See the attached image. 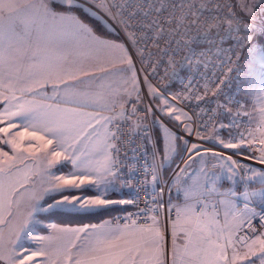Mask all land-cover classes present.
Instances as JSON below:
<instances>
[{
	"label": "snow or ice",
	"instance_id": "1",
	"mask_svg": "<svg viewBox=\"0 0 264 264\" xmlns=\"http://www.w3.org/2000/svg\"><path fill=\"white\" fill-rule=\"evenodd\" d=\"M211 3L212 0H126V5L121 6L122 11L117 17L112 8L106 5V0H97L100 9L121 26L125 39L118 42L98 34L76 14L80 7L77 0H62L60 3H57V0H30L23 6L18 0H0V109H2L0 124L7 121L5 127H0V133L4 136L0 143L10 147L12 152L17 154L33 149L47 153L49 146L55 141V147L50 151L52 158L48 160L49 168L71 166L67 174L55 176L51 173L54 182L32 198L35 203L31 205L28 219L19 225L13 248L7 247L0 232V261H7V264L17 262L35 264L36 257L43 254V249L28 251L23 249L20 243L21 239L27 238L28 232L32 231V226L41 223L33 213L53 209L89 212L110 205H134L138 211L128 213L127 219L131 221L130 224H125L117 232L97 235L94 241L86 245L77 247L75 243H70L68 247L57 249L56 258L62 260V264H169L168 253L163 243L165 235L158 221L159 212L150 217L151 224L146 220L138 224L137 219L141 214L152 211L148 208L147 201L144 208H139L138 195L133 199L107 198L109 189L118 181L121 182L122 188L133 187L130 182L137 169L130 168L125 179L121 175L122 167L128 165L119 158V153L122 145L134 143V134L142 127V119L136 115L137 109L134 104L125 100V104H132L130 111L122 104L120 111L117 112L114 105L113 116L92 117L97 124L103 119L105 125L113 124L117 129L115 132L109 130L103 144L96 147L97 152L103 153L102 162L93 166L87 159V153L76 147L81 142L79 138L83 132V128L79 127L81 123L95 131L91 120L84 122L80 118L90 115L83 113L81 109L96 102L93 94L79 87L85 83L81 77L89 76V73L85 71L77 57L94 58L100 65L99 70L107 75L132 73L125 83L130 85L131 92H136L139 98L135 61L139 59L144 62L147 59L151 66V57L155 55L149 49V45H152L161 56V60L156 62L157 66L163 62V57H168V66L173 69L172 76H175V67L178 63L175 56L179 54L181 48L188 46L186 38L194 41L203 35L208 39L214 29L219 30L222 27L224 20L208 8ZM243 7L246 9L247 5ZM224 19L227 20L226 31L229 33L239 32L241 27L251 31V26L241 25L234 13ZM192 32H196V37L189 36ZM253 39L254 37L248 34L237 36L236 39L239 47L249 48V66L243 77L239 76L241 70L238 65L228 67V73H237L236 78L240 80L236 95L228 96L223 93L220 85L225 81L216 77L214 72L210 76L209 72L205 71L202 75V79L205 80L203 95L199 94L198 88L195 92L192 91V81L189 80L186 85L187 92L183 96L178 94L175 98L205 100L208 103L205 98L209 92L217 98L223 95L224 100L220 102L217 99L216 107L201 109V113L207 115V120L199 127L206 131L218 124L220 129H231L237 126L238 121L246 123L249 127H246L244 132L233 135L230 131L229 139H219L218 143L223 149H241L245 145L258 142L261 146L258 149L261 153L259 162L264 164V39L260 41L259 47L253 45ZM162 44L165 47H161ZM29 52L33 61L32 66L21 74L22 62L29 56ZM205 56L206 53H201L197 62L198 66L208 69L209 64L204 59ZM228 63L235 64L230 57ZM105 64L109 65L110 69L104 67ZM49 83L52 84L54 93L52 97H48L46 92L42 91ZM144 83L148 85L150 95L160 98L159 90L151 85L147 77ZM209 85H213L215 90ZM61 92L65 93V96H61ZM131 92L128 93L129 96ZM37 97L41 99L38 100ZM48 99L57 101L56 105L43 102ZM163 99L164 106L160 107L159 111L164 113L167 110L168 115L176 121H180L183 116L185 121H188L184 129L191 134L192 117L182 109L172 106L166 97ZM60 103H71L75 107L62 108L59 106ZM147 112H152V109L149 108ZM197 116L200 117V113H197ZM133 117H136L134 125L128 123ZM146 118L147 113L144 119ZM122 124L130 128L127 141L122 139L123 133L120 132ZM253 124L255 127H252ZM13 129L17 130L13 132ZM74 132L76 135H73ZM199 138L214 139L203 136ZM179 139H181L179 136L170 134L165 149V160L168 159V154L176 152L178 147L176 141ZM25 141H36L39 148L31 143L25 148L23 146ZM187 143L188 141H184L185 145ZM136 150L135 147L131 149L133 153ZM186 151L188 158L185 161V168L180 172L186 173L195 163H199L201 167L182 181L183 202L182 205L175 206L176 217L171 221L173 242L171 264H238V262L256 264L257 259L260 264H264V239L257 237L252 244H248L244 236L237 235L244 223L242 214L254 211L249 208V203L254 198H259L264 203V187L252 189L254 177H258L261 185H264V171L254 172L252 177L246 179L239 175L245 166L233 160L231 155L224 156L219 152L201 148L197 144H193L191 149ZM209 153L210 158L206 160L205 157ZM0 156L7 158L0 161L7 165V168H0V224L8 223L12 227L10 221L5 220V213L11 217L13 203L18 206L19 201L11 199L16 190L11 185L9 177L15 161L20 157L9 156L3 149H0ZM132 163L135 164L134 156ZM149 167L152 181L159 183L163 163L157 165L154 160ZM228 181L232 183L228 184ZM85 187L95 188L97 195L83 197L65 194ZM57 195L62 198L54 199ZM46 196L53 199V202L44 208L39 201ZM149 199L153 200V197L149 196ZM153 203L156 201L153 200ZM239 203L243 204L242 209L238 207ZM221 207L225 209L223 224L220 218ZM261 218L264 219V214ZM248 223L251 224V220H248ZM50 227L55 229L56 225ZM90 227L97 228L96 225ZM12 230L16 231L15 228ZM60 231L73 233L76 239L80 238V233H84L86 238L92 234L88 228ZM177 238L183 241L182 245L177 246ZM234 238L235 242L241 245L240 248L235 246ZM35 239L42 241L46 238L36 236ZM257 244L258 248L255 247ZM73 248H76L75 252L72 251ZM244 248L247 250L243 251ZM229 249L232 250L231 255ZM49 260L51 261V258ZM39 264L44 262L41 261ZM51 264H54V261Z\"/></svg>",
	"mask_w": 264,
	"mask_h": 264
},
{
	"label": "built area",
	"instance_id": "2",
	"mask_svg": "<svg viewBox=\"0 0 264 264\" xmlns=\"http://www.w3.org/2000/svg\"><path fill=\"white\" fill-rule=\"evenodd\" d=\"M77 3L84 6L91 13H96V16L103 20L110 28L116 31L122 40L125 39L124 32L122 31L121 26L116 23V21L113 20L111 16L106 15L105 12L100 9L97 4V0H77ZM106 5L108 7H111L112 12L114 14H117V17H119V13L122 11L121 6L126 5V0H106ZM113 5H116V7H112ZM208 8L212 10L213 14H216L219 18L224 20L222 27L219 30L214 29L208 39H205L203 35H201L194 41L186 38L188 46L181 48L179 54L175 56V60L178 62L175 67V76H172L173 69L169 68L168 66V57H163V62L159 63V65L157 66L156 62L161 60V56L159 51L152 45H149V49L151 52L155 53V55L151 57V66H149V61L147 59L144 62H141L139 59L135 61L140 92L139 98L137 97V93H135V95L129 101H131L137 109L136 115L142 119V127L136 130V133L134 134V143L132 145H128L125 143L121 146L119 158L123 161L124 164L128 165V167H122L121 175L125 179H127V173L129 172L130 168L135 167L137 169L135 176L130 182L133 187H125L129 191L131 199L135 198L138 195L139 208H144L145 201H147L148 208L152 209V211L141 214L139 219H137L138 224L145 222V220L147 221V223L151 224L152 221L150 217L152 215H155L156 212H159L158 220H160L164 214V221L167 226H169L171 221L176 217L175 207H171L167 201L168 183L163 182L162 184V199H159L160 192L157 189L153 188L150 183V179L152 177L149 167L150 165H152V152L150 150V147L153 145L155 152H157L156 124L154 121L155 113H157L168 126L175 129L184 141H188L187 145H185V151L180 161L178 162L179 167H181L188 158V152L186 151V149H191L193 144H197L201 148L231 155L233 160L239 161L242 165L245 166L244 171L239 175L244 176L246 179L251 169L256 167L264 169V164H261L259 162V158L257 157L259 153L258 149L260 148L258 142L252 145H248V147L244 151L223 149L218 143L219 139L228 140L230 131L233 135H235L237 132H244L245 128L249 127V125H247L246 123H241L240 121H238L237 126L231 129H220L218 124L214 125L213 127H209L206 131L199 127L203 121L207 120V115L201 113V109L207 110L209 108L216 107L217 99H219L220 102L224 100L223 95L217 98L213 97L211 95V92H209L208 96L205 98L207 101H209L208 103H206L205 100L197 101L195 99L182 100L175 98L178 94L183 96V94L187 92L186 85H188L189 80L192 81V91L195 92L198 88L199 94L203 95V85L205 83V80L202 79V75L205 73V71H208L210 76L211 73L214 72L216 74V77H219V79L225 81L224 84L220 85L223 93L227 94L228 96L236 95L240 80L236 78L237 73H228V67H235L236 65H238L241 70L239 76L242 77L244 74L245 66L249 59V48L247 46L239 47L236 44L237 36L242 37L246 34L253 36L254 39L252 43L257 47H259L260 41L264 38V25L255 19L243 15L240 12L236 0H212V3L208 5ZM233 13L235 14V17L240 20L241 25H250L251 31L241 27V30L239 32H227L226 29L228 28V23L224 18L231 17ZM233 26L235 27V23L233 24ZM196 35V32H192L189 34L190 37H196ZM161 47H165V45L162 44ZM201 53H206L204 59L208 61V69H205L202 66H198L197 58L200 57ZM186 57L188 59H185ZM229 57L232 61L235 62V64L228 63ZM237 57L239 59H237ZM145 77H147L148 81L154 88L159 90V93L162 97H166L168 101H170L172 104L177 105L192 117V123L190 125V127L192 128L191 134L186 132L184 129V125L188 123V121H185V119H181V126L180 128H178L176 127V125H174L173 122L168 121L159 112L153 96L150 95L148 85L144 83ZM216 77H212V79H215ZM209 87L215 90L213 85H209ZM132 104H126L125 108L130 111ZM149 108L152 109V112H147ZM146 113L147 118L144 119ZM197 113H200V117L197 116ZM128 123L134 125L136 123V117H133ZM225 123H227V121H225ZM252 127H255V125L253 124ZM111 131H117L113 124H111ZM120 132L123 133L122 139L124 141H127L129 138L130 128L127 125L122 124ZM217 132L219 133L218 136ZM201 136L214 139L201 140L199 138ZM133 147L137 149L135 153L131 151ZM249 148H251V150H249ZM133 156L135 158L134 165L132 163ZM149 196H152L153 200H155L156 203H153V200H150ZM161 204L163 206H160ZM255 207L257 209V213L251 219V224L247 222L237 233V235L244 236L245 241L248 244L257 237L264 236L262 235L264 234V226H262L264 225V219L261 218V215L264 214V206L259 207L255 205ZM170 208L171 211H169ZM136 211H138L136 206L129 205L126 210L117 213L113 217V220L117 224L123 226L125 224H130L131 221L127 219L128 213ZM253 229L255 231H253ZM163 243L168 253L167 260L169 264H171V240L169 232L167 230L165 232V239ZM236 246L237 248L241 247L239 243H236Z\"/></svg>",
	"mask_w": 264,
	"mask_h": 264
},
{
	"label": "crops",
	"instance_id": "3",
	"mask_svg": "<svg viewBox=\"0 0 264 264\" xmlns=\"http://www.w3.org/2000/svg\"><path fill=\"white\" fill-rule=\"evenodd\" d=\"M236 1H238L237 4L239 6L240 12L246 17L255 19V16L259 17L260 14L262 15L261 11L262 9H264L263 8L264 6H261L262 7L261 10L258 7V5L262 4V0H260L259 2L257 0V3H255L256 8L255 6L250 5L249 1L246 0L242 2L241 0H236ZM29 2L30 0H18V3L21 6L26 5ZM243 5H247V8L245 9ZM116 41L121 42L123 40L119 39ZM30 57H31V52H29V56L26 57L22 62L21 74H23L25 70L31 68L33 61L32 59H30ZM77 59L82 64L85 71L89 73V76L81 77V79H83L85 83L79 85V87L93 94L94 97L96 98V102L89 107L81 109L83 113L90 115H86L84 117H81L80 119L84 122L91 120L95 131L93 130V128L84 127V124L81 123V125L79 126L80 128H83V132L79 136L81 142L78 145H76V147H78L81 151L87 153V159H89L92 165L95 166L98 162L103 161V153L97 152L96 147L98 145L103 144L105 137L109 134V130H111V124L105 125V121L103 119H101L100 123L97 124L95 119H92V117L102 118V117L113 116L114 115V112L112 111L113 106L115 105V111L117 112L120 111V105L123 104L124 107H126L125 100L129 101L135 95L136 92H131L130 85L125 83V81L129 79L132 73L130 72L119 73V74L113 73L111 75H107L105 72L99 70L100 65L97 64L94 58H91L89 56H78ZM104 67L110 69V66L107 64H105ZM136 76H137V72H136ZM42 91H45L48 97H52L54 95L51 83L46 85L44 89H42ZM129 92H131L130 96L128 95ZM60 95L65 96V93L61 92ZM25 99H31V97H25ZM37 99L39 100L41 98L37 97ZM43 102L45 104H52L53 106H55L57 103V101L51 99L44 100ZM59 106L62 108L75 107V105L71 103H60ZM6 124L7 121H5L4 124H2V127L3 125L6 126ZM167 129L168 130L165 131L162 128L164 140L160 150L157 146V152H155L153 145L150 147V150L152 152L151 163L153 164L154 160L157 165L163 163V167L160 169V173H159V183L153 182L152 177L150 179V183L153 186V188L157 189L160 192L159 199L163 198V193L161 192V189H163L162 186L163 182L168 183L167 201L171 207H175L178 204L182 205L183 202V193L181 191L182 181L186 179V177L189 174H192L194 171H198L201 165L199 163H195L190 168L187 169L186 173H181L180 170L185 168V162L181 167H179L178 162L180 161L181 158L179 159V161L178 160L176 161V156H175L177 155L176 153L178 147L175 153L168 154L167 160L164 159L165 149L167 142L170 138V134H175L176 136H179V134L175 132L174 131L175 129H173L172 127L169 126ZM16 130L17 129H13L12 131L15 132ZM29 131H31V129H29ZM73 135H76V133L74 132ZM29 143L36 144L37 149L39 148V145L36 141H25L23 146L27 148ZM0 145L5 146L4 150L9 153V156L18 155V157H20L15 161V164L11 169L9 180L11 185L16 190L15 194L22 193L23 195H26L25 198L26 201L28 202L30 199V194H40L45 188L49 187L54 182V176L51 173H54L55 176H60L69 173V171L71 170L70 165H62V166L49 168L48 160L52 158L50 155V151L53 147H55V141L53 145L49 146V150L47 153L45 151H39L33 149L31 151H23L17 154V153H13L10 147L2 143H0ZM221 154L224 156H228L227 154H223V153ZM210 155L211 154H208L205 157V159L209 160ZM6 159L7 158L2 157L0 161H4ZM211 163H215V161H211ZM211 163L209 164V167H211ZM0 168H7V165L4 163H0ZM254 170L256 169L250 171L249 177H252L254 172H259L264 169H257L256 171ZM177 175H179V179H177ZM173 181H175V183H173ZM227 183L231 184L232 182L228 181ZM261 187H264V185H261L258 177H254L252 181V189L258 190ZM85 189H91L93 192L91 193L81 192L75 195L83 196V197H93L97 195V190L95 188L85 187ZM127 193L130 195L129 191L125 187L122 188L121 182L118 181L109 189L107 198L113 200L131 199L129 195L126 196ZM44 199L41 200L42 206H44ZM255 205L259 207H263L264 203H262L259 200V198H254L249 203V208L253 209L254 211L242 214V219L244 220L242 227L248 222V220H251L256 215L257 209ZM110 206H114V205H110ZM119 206H127V205H119ZM238 207L242 209L243 204L239 203ZM75 211H81V210H75ZM224 212L225 209L221 207L220 218L222 224H223ZM164 217L165 216L163 214L162 218L158 220L159 226L161 231L164 233V235L166 230L169 232L170 240H171V249H173L171 223L169 224V226H167L164 221ZM229 220H231V216H229ZM41 223H44L48 227L47 231L45 232L37 229L39 232L37 236L46 238L42 241L38 240V244H37V249H43V254L38 256L39 262L43 261L44 264H51L52 261H54V264H62V260L56 258L57 249H63L65 247H68L70 243H75V245L79 247L81 245H86L94 241L97 235L111 234L123 228V225L117 224L113 220V218H107L97 223H88L82 225L59 224L56 222L45 223L43 221H41ZM53 224L56 225L55 229L50 227V225ZM92 225H96L97 228L92 229L90 227ZM79 228H88V230L92 234L86 238L84 233H80V238L76 239V236L73 233H65L60 231V229H79ZM48 237L53 238L54 242L49 243L50 239L48 240L47 239ZM259 238L264 239V236H260ZM253 241L250 244H252ZM182 243L183 241L180 238H177L176 241L177 246L182 245ZM234 243L236 246L235 238H234ZM255 247L258 248V244L255 245ZM242 250L246 251L247 249L244 248ZM72 251L75 252L76 248H73ZM231 251L232 250L229 249V255H231ZM49 258H51V261L49 260ZM238 264H240V262H238ZM256 264H260V261L257 262Z\"/></svg>",
	"mask_w": 264,
	"mask_h": 264
},
{
	"label": "rangeland",
	"instance_id": "4",
	"mask_svg": "<svg viewBox=\"0 0 264 264\" xmlns=\"http://www.w3.org/2000/svg\"><path fill=\"white\" fill-rule=\"evenodd\" d=\"M58 2H62V0H57ZM242 1H245V0H241V2ZM246 1H249V3H250V5H253V6H255V3H257V0H246ZM260 0H258V2H259ZM238 2V1H237ZM259 4V3H258ZM261 6H264L263 5V3L262 4H260V5H258V7L260 8V10H261ZM239 7V6H238ZM255 8H256V6H255ZM264 8V7H263ZM261 13H262V15H264V9H262V11H261ZM261 14L259 15V17H257V16H255V20H257V21H259L260 23H262L263 25H264V16H262ZM106 38H109V37H106ZM109 39H116V40H119L118 38H109ZM264 39V38H263ZM248 66H249V59H248V62H247V64H246V66H245V70H244V72L245 71H247V69H248ZM138 77V76H137ZM154 98V101H155V103H156V106H157V108H158V110H159V108L160 107H162V106H164V97H162L161 95H160V98H156V97H153ZM170 104L172 105V106H175V107H177V108H179L177 105H175V104H172L171 102H170ZM181 109V108H180ZM160 112V111H159ZM185 112V111H184ZM161 113V112H160ZM168 121H171V119H174V118H172V117H170L169 115H168V113H167V110L164 112V113H161ZM175 114H179V113H175ZM181 119H184V117L183 116H181ZM154 121H155V124L156 125H158V132H159V135L162 137V145H163V140H164V137H163V132H162V128L166 131V130H168L167 128L169 127L166 123H165V121L163 120V119H161L160 118V116L157 114V113H155V115H154ZM175 119H174V125H176V127H178V128H180V126H181V121L182 120H180L179 122H176L175 123ZM172 122V121H171ZM1 127H2V124H1ZM3 127H5L4 125H3ZM175 132H177L176 130H174ZM258 135V134H257ZM2 139H4V136H3V133H0V140H2ZM157 141V140H156ZM157 142H159V141H157ZM177 145H178V140H177ZM158 147H159V145H157ZM248 147V145H245L243 148H241V149H234V150H238V151H244V150H246V148ZM4 148H5V146H1L0 145V149H3V151H5L4 150ZM159 150H160V147H159ZM177 153H178V150H177ZM176 153V154H177ZM19 154V153H18ZM210 154V153H209ZM260 154V152L258 153V155H257V157L259 158V156L261 155H259ZM176 156V155H175ZM2 158V156H0V159ZM253 169H261V168H253ZM253 169H251V170H253ZM250 170V171H251ZM256 170H254V171H256ZM250 171H249V173H250ZM261 171H264V170H261ZM248 177H249V174H248ZM39 194H30V199H29V202L28 201H26V195H23L22 193H17V194H15V195H13L12 196V200L13 201H16V200H18L19 201V205L17 206V204L16 203H13V206H12V209H11V211H12V213H13V215L11 216V217H8L7 216V214L5 213V220L6 221H10V224H11V226L12 227H10L9 226V224L8 223H5V224H0V232H2V234H3V237H4V241H5V243L7 244V247L9 248V249H11V248H13V246H14V244H15V242H16V239H17V233H18V231H19V225L21 224V223H23L26 219H28V216H29V212H30V209H31V205L33 204V203H35V200H33L32 198L34 197V196H38ZM67 195H75V194H67ZM129 194L127 193L126 194V196H128ZM130 196V195H129ZM59 199H61V197H58V198H56V200H59ZM53 202V201H52ZM51 202V203H52ZM40 204H41V201L39 202ZM44 206H45V204H44ZM43 206V207H44ZM44 208H47V205L44 207ZM33 215H35L36 216V218H37V214L36 213H33ZM38 219V218H37ZM12 228H15V232L12 230ZM39 232H38V230H37V227H36V225H34V226H32V231H29L28 232V234H27V238H22L21 239V241H20V243L22 244V246H23V249H27L28 251H34V250H37V244H38V240L37 239H35V237L37 236V234H38ZM48 238H50V237H48ZM49 240V239H48ZM51 242H54V239L53 238H50V240H49V243H51ZM250 244V243H249ZM51 245V244H50ZM17 255H19V253H17ZM258 260V259H257ZM257 262H259V260L258 261H256V263ZM0 264H7V261H0ZM17 264H18V262H17ZM26 264H29V262H26ZM35 264H39V258H38V256L36 257V262H35Z\"/></svg>",
	"mask_w": 264,
	"mask_h": 264
},
{
	"label": "trees",
	"instance_id": "5",
	"mask_svg": "<svg viewBox=\"0 0 264 264\" xmlns=\"http://www.w3.org/2000/svg\"><path fill=\"white\" fill-rule=\"evenodd\" d=\"M57 3H60L57 1ZM80 5V4H79ZM76 14L88 25H90L93 29L96 30V32L104 37L109 38H118L121 39L119 34L114 31L112 28H110L103 20H101L99 17L91 13L89 10H87L84 6L80 5V7L76 10ZM171 121L174 123V119H171ZM170 121V122H171ZM177 121H175L176 123ZM1 127V124H0ZM180 137V136H179ZM178 140V153L176 155V161L182 157L184 151H185V144L182 137ZM156 140L157 145L159 147H162V137L159 135L158 132V125H156ZM158 147V148H159ZM175 161V163H176ZM81 192H93L91 189H82V190H76L72 193H65L67 194H78ZM61 197L59 195L55 196L54 199ZM53 199L46 197L44 199V204L47 205L48 203H51ZM129 207L127 206H109L103 209H96L89 212H83V211H58V210H50V211H43L37 214L38 219H40L43 222H56L59 224H72V225H82V224H88V223H97L107 218H113L117 213L126 210ZM36 227L38 230L41 231H47L48 227L44 223L36 224Z\"/></svg>",
	"mask_w": 264,
	"mask_h": 264
}]
</instances>
